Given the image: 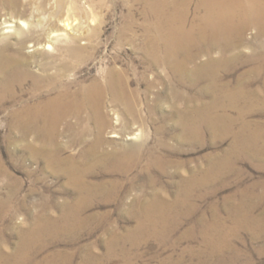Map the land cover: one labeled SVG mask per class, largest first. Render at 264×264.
Returning <instances> with one entry per match:
<instances>
[{
    "label": "rangeland",
    "instance_id": "rangeland-1",
    "mask_svg": "<svg viewBox=\"0 0 264 264\" xmlns=\"http://www.w3.org/2000/svg\"><path fill=\"white\" fill-rule=\"evenodd\" d=\"M149 21L138 0H0V264H19L16 252L23 264H264V76L250 81L254 99L215 105L193 63L152 62ZM116 70L133 101L106 88L52 141L12 116ZM51 149L82 169L84 189L47 162ZM155 199L173 209L150 217Z\"/></svg>",
    "mask_w": 264,
    "mask_h": 264
},
{
    "label": "bare ground",
    "instance_id": "bare-ground-1",
    "mask_svg": "<svg viewBox=\"0 0 264 264\" xmlns=\"http://www.w3.org/2000/svg\"><path fill=\"white\" fill-rule=\"evenodd\" d=\"M138 1L143 4L146 17L148 20L150 19L148 22L149 29L144 34L149 40L150 49L148 52L153 63L168 64L172 70H184L188 67L189 63H193L194 69L192 68L191 71L193 73H203L211 77L212 91L220 93L218 96L216 95L215 105H225L226 103L233 105L242 100L250 101L254 99L251 97L250 81H252L253 78L264 76V0H196L194 9L198 13L194 12L192 14V20L190 19V7L193 0ZM23 23L25 22L23 21ZM248 29H253L250 36H246L245 33ZM20 31H24V29L20 27ZM51 32L52 31L48 32L49 37L60 35L59 33L54 34ZM48 41L42 43L34 40L31 45L44 46L45 44L47 45ZM49 45L50 43H48V46ZM82 49L80 45L73 44L70 46L69 51L71 54L77 55L81 53ZM248 49L250 53H246ZM180 55H182V59H179ZM6 56L4 54L0 55V67L5 69L8 67ZM27 59L22 58V62H28ZM243 62L253 63V65L245 73L238 75L233 80L226 79L225 76L220 78L217 74V71L220 69L231 72ZM13 68L18 72L17 63L13 65ZM110 73H112V71L108 74ZM115 74L117 75H113L114 78L110 77L105 85L99 82H92L93 84L90 86L85 85L86 87H82L80 90L76 91L70 90L67 85L63 90L58 91L41 105L26 106L19 111H14L12 116H14L13 118L14 120L16 119V122L25 125L27 130H32V132L38 134L41 133L44 137L52 141L53 137L56 136V134L58 135V124L61 121L67 119L69 115H74L76 118H79L81 112L84 111L85 104H98L101 101L106 88H113V92L118 93L117 95H122L125 102L133 101L129 93L130 90L121 86L122 80H120V72L116 70ZM117 86L123 87L124 91L123 88L116 89L115 87ZM256 100L263 101V99L259 97L256 98ZM82 132L83 130H81V133ZM99 136L100 135H98V138H100ZM128 146V151L124 150L122 152V157H124L125 161L129 160L132 163V159L137 158L138 154L131 152L135 147L133 143H129L127 147ZM50 151L52 156L47 157V162L56 166L61 172H65L71 180H75L73 182H75L77 186L79 185L80 188L84 189V185H80L82 182V169L72 165L73 163L69 164L70 161L72 162V158L60 156L59 150L51 149ZM67 161H69L67 163L68 165L61 166V164ZM172 209L173 208L165 206L163 203H159V200L155 199L151 203V207L147 208L145 212L150 217H157L161 216L160 214L166 211L170 212ZM74 224H76V222H74ZM36 235H38V233ZM34 237L36 238L35 235ZM28 242L30 241L28 240ZM24 257H26V255ZM24 257L20 255L19 252L14 254L16 263L19 264L26 263ZM1 259L2 258H0V260Z\"/></svg>",
    "mask_w": 264,
    "mask_h": 264
}]
</instances>
